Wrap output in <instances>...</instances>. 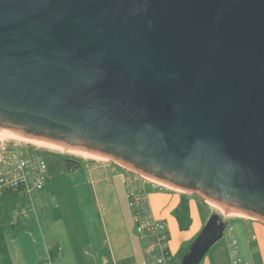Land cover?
I'll return each instance as SVG.
<instances>
[{
    "label": "water",
    "instance_id": "obj_1",
    "mask_svg": "<svg viewBox=\"0 0 264 264\" xmlns=\"http://www.w3.org/2000/svg\"><path fill=\"white\" fill-rule=\"evenodd\" d=\"M0 131L264 223V0H0Z\"/></svg>",
    "mask_w": 264,
    "mask_h": 264
},
{
    "label": "crops",
    "instance_id": "obj_2",
    "mask_svg": "<svg viewBox=\"0 0 264 264\" xmlns=\"http://www.w3.org/2000/svg\"><path fill=\"white\" fill-rule=\"evenodd\" d=\"M104 168L96 164L85 165L83 169L90 180L83 182L81 178H75V182L72 181L73 195L79 204L83 224L80 234L77 232L78 227L67 228L61 218H48L47 206L42 205V202L46 203L50 196L40 192L32 199L30 216L26 219L33 223L34 230L24 231L15 239L7 240L13 264L41 263L47 259L52 245L58 246L59 253L47 264H157L161 252L154 251L157 252L154 255V252L149 251L157 245L155 235L139 234L136 230L139 226L137 217L133 218L132 211L129 218L123 213L122 207L125 198H128L125 179L113 174L108 176ZM168 191L169 197L162 198L161 206L173 205L172 213L179 203L180 193L173 189ZM192 207L196 215L199 213L197 203L191 201L190 204L189 200L191 225L188 230H179L173 217L176 229L184 235H178L174 243L164 242L171 258L176 257L181 247L191 243L202 229L201 218L197 217L198 222L193 226ZM162 212L161 218L155 223L167 241L170 232L164 221L167 218ZM132 219L135 223L134 236L130 234L128 226ZM223 220L226 222L227 234L209 249L200 264H233L234 260H239L237 264H264V223L243 216ZM33 233L37 235L33 236Z\"/></svg>",
    "mask_w": 264,
    "mask_h": 264
},
{
    "label": "rangeland",
    "instance_id": "obj_3",
    "mask_svg": "<svg viewBox=\"0 0 264 264\" xmlns=\"http://www.w3.org/2000/svg\"><path fill=\"white\" fill-rule=\"evenodd\" d=\"M1 134V133H0ZM2 136V137H1ZM0 139H10L15 141L16 143H25L29 145H33L35 147H39L42 153L46 154L47 159L49 160V163L52 164V170H50L49 173H47L48 182L45 183L43 189L41 190V193L43 195L50 196V199L45 203L42 202V205L47 206L46 209V215L48 218H54L59 217L61 220H63L66 223L67 228L73 229L74 227H78V233L80 234V226L83 225L80 220V212H79V204L77 200L74 197V189L72 181L75 182V178H81L83 182H87L89 179L87 171L83 169L85 165H91L96 164L100 165L102 167H105L108 171V176H111L113 174L114 176H118L120 178L125 179V186L127 195L128 193H133L134 197L138 195L137 198H125V203L122 207L123 213L126 214L127 218H129V214L133 213V218L137 217L139 225L144 223L150 224L151 221L158 222V218H161V210L163 211V215L166 216L167 219H164V221L167 222V227L170 233L169 239L165 241V243L169 242H175L178 235H184L183 232L178 231L175 226V221L173 219L171 211V206H161V200L162 198L165 199L170 193L168 190L171 188L162 186L159 183H156L148 178L142 177L138 174H136L133 171H130L129 169L112 162L111 160L104 159L97 155H85L81 153H76L74 151H68L65 149L58 148L56 146L46 145L42 144L41 142H29L27 140H18L17 137L15 139L9 137L8 135L1 134ZM7 136V137H6ZM69 160H78L81 163L80 168H77L76 170L72 172H67V168L65 170V164ZM83 169V170H81ZM114 181V180H113ZM167 189V190H166ZM173 189V188H172ZM174 190V189H173ZM178 193H184L189 197L190 204L191 201L193 203H206L207 208L205 209V215H209L211 213H217L218 215H221L222 218H229L234 216H243L236 213H229L225 214V211L221 208L215 205V203H211L203 199L197 194L192 193H185L180 190H175ZM147 196V199H146ZM173 201V198H172ZM177 202V201H176ZM132 203V206L130 205ZM173 204H175V201H173ZM215 205V206H214ZM25 208V207H21ZM50 211H49V210ZM192 222L193 226L198 222L197 217L200 219L201 216L199 213H197L193 210L192 207ZM202 219V218H201ZM155 224V223H154ZM130 234L135 235V223L132 219V222L128 223ZM227 231L224 232V236ZM187 233V232H186ZM146 235H149L148 231H145ZM22 235V234H20ZM19 235V236H20ZM36 236L37 234L33 233V236ZM18 237V236H17ZM10 242V240L8 241ZM8 245V244H7ZM156 255L157 252H154ZM48 260V257L45 261L42 263L45 264Z\"/></svg>",
    "mask_w": 264,
    "mask_h": 264
},
{
    "label": "built area",
    "instance_id": "obj_4",
    "mask_svg": "<svg viewBox=\"0 0 264 264\" xmlns=\"http://www.w3.org/2000/svg\"><path fill=\"white\" fill-rule=\"evenodd\" d=\"M40 150L33 145L0 139V193L6 190L17 192L20 198L26 201L25 208H22L19 213L25 218L30 216L32 199L41 192L47 182L46 159ZM127 196L130 199L139 197L138 195L134 197L132 192ZM130 205L132 206V203ZM154 223L151 221L150 224H141L136 230L139 234H145L147 230L149 235H155L157 245L151 247L149 251H160L161 256L157 264H166L167 254L164 252L166 236ZM238 262L239 260H234L233 264Z\"/></svg>",
    "mask_w": 264,
    "mask_h": 264
},
{
    "label": "trees",
    "instance_id": "obj_5",
    "mask_svg": "<svg viewBox=\"0 0 264 264\" xmlns=\"http://www.w3.org/2000/svg\"><path fill=\"white\" fill-rule=\"evenodd\" d=\"M43 155L46 159L48 172L52 170V164L49 163L46 154L43 153ZM64 164L65 170L67 168V172L69 173L76 170L77 168H80L81 166V163L78 160H66V162L64 161ZM25 205L26 201L20 198V195L17 192L6 190L0 193V264H13L9 254L7 240L15 239L24 231L34 230L33 223L29 222V220L23 216H18V214L22 210L21 207H24ZM197 208L204 225L209 216L213 213L207 216L205 215V209L207 208V205L204 202L199 203L197 205ZM172 216L175 218L179 230L185 231L189 229L191 225V218L189 210V197L186 194H180L179 203L172 211ZM219 217L222 218L221 215H219ZM189 245L190 243L181 247L176 257L173 258L169 257L168 251L165 248L164 252L165 254H167L166 260L168 258L166 264H179L182 257L188 252ZM58 253V246L52 245L48 250V260L45 264H47L48 262H52L57 257ZM38 264L43 263L41 262Z\"/></svg>",
    "mask_w": 264,
    "mask_h": 264
},
{
    "label": "bare ground",
    "instance_id": "obj_6",
    "mask_svg": "<svg viewBox=\"0 0 264 264\" xmlns=\"http://www.w3.org/2000/svg\"><path fill=\"white\" fill-rule=\"evenodd\" d=\"M0 133L1 134H3V135H8L9 137H11V138H13V139H15L16 137H17V139L18 140H20V139H22V140H27L28 141V143L29 142H31V143H33V142H37V141H34V140H31V139H28V138H25V137H22V136H19V135H15V134H10V133H6V132H2V131H0ZM1 134H0V136H1ZM2 137V136H1ZM7 137V136H6ZM5 139V138H4ZM42 144H44V143H42ZM47 145V144H46ZM50 146V145H49ZM52 147V146H51ZM58 148H61V147H58ZM61 149H65V148H61ZM65 150H68V151H74V152H76V153H81V154H85V155H94V154H89V153H86V152H81V151H76V150H73V149H65ZM102 158H104V157H102ZM104 159H106V158H104ZM152 181H154V182H156V183H159V184H161L162 186H165V187H168L165 183H163V182H160V181H156V180H152ZM170 188V187H169ZM212 203V202H211ZM216 205V204H215ZM214 205V206H215ZM216 206H218V207H220L219 205H216ZM222 208V207H221ZM223 209V208H222Z\"/></svg>",
    "mask_w": 264,
    "mask_h": 264
}]
</instances>
